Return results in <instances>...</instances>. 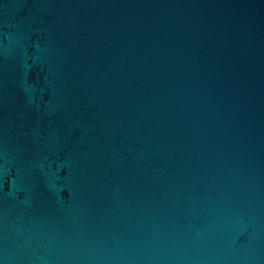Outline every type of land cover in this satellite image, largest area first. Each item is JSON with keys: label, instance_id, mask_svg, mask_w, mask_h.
<instances>
[{"label": "water", "instance_id": "95a60500", "mask_svg": "<svg viewBox=\"0 0 264 264\" xmlns=\"http://www.w3.org/2000/svg\"><path fill=\"white\" fill-rule=\"evenodd\" d=\"M0 264H264V0H0Z\"/></svg>", "mask_w": 264, "mask_h": 264}]
</instances>
